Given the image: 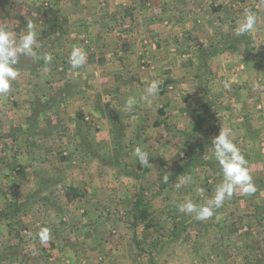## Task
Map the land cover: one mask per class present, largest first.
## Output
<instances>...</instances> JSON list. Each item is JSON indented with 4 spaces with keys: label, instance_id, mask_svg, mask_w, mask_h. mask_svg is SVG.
Instances as JSON below:
<instances>
[{
    "label": "rangeland",
    "instance_id": "rangeland-1",
    "mask_svg": "<svg viewBox=\"0 0 264 264\" xmlns=\"http://www.w3.org/2000/svg\"><path fill=\"white\" fill-rule=\"evenodd\" d=\"M247 8L258 22L239 35ZM259 8L262 0H0V26L18 38L31 22L35 53L51 57L21 56L0 95V264H264ZM74 46L87 53L78 70L68 63ZM153 80L160 90L148 104ZM221 128L255 190L237 188L198 220L178 205L214 201L224 177L211 142Z\"/></svg>",
    "mask_w": 264,
    "mask_h": 264
},
{
    "label": "clouds",
    "instance_id": "clouds-1",
    "mask_svg": "<svg viewBox=\"0 0 264 264\" xmlns=\"http://www.w3.org/2000/svg\"><path fill=\"white\" fill-rule=\"evenodd\" d=\"M264 2V0H262ZM257 16L251 8L244 10L241 21L238 25V34L245 35L251 32L257 25ZM39 47L37 33L31 22H27L23 35L18 38L6 27L0 26V95L7 94L10 89V81H14L18 75L15 65L21 56L33 59L49 61L51 57L47 54L37 56L35 49ZM87 62V53L80 47L74 46L68 56V63L73 70H78ZM160 90V82L153 80L145 90L142 99L152 103ZM135 98L130 97L126 101V107L132 110L135 106ZM229 129L221 128L219 134L212 139L211 146L216 161L222 170L224 180L217 185L214 201L210 204L197 206L191 200L178 205V210L184 213H196L198 220H205L213 215L214 209L222 206L225 199L230 198L234 191L239 188L248 194L254 191L251 177L246 169V161L239 149L230 139ZM134 154L142 165L149 163V155L140 146L134 149ZM191 178L187 177L185 183ZM44 239H47L45 235Z\"/></svg>",
    "mask_w": 264,
    "mask_h": 264
},
{
    "label": "crops",
    "instance_id": "crops-1",
    "mask_svg": "<svg viewBox=\"0 0 264 264\" xmlns=\"http://www.w3.org/2000/svg\"><path fill=\"white\" fill-rule=\"evenodd\" d=\"M259 10L261 11V8H259ZM262 13H264L263 11H261ZM260 12V13H261ZM257 60L255 61L254 59V62L256 63V64H261L262 62H264V54L262 55V53L259 55V56H257V57H255ZM9 257H11V256H9ZM2 263H8V264H11V263H9V261H6V260H3V261H1Z\"/></svg>",
    "mask_w": 264,
    "mask_h": 264
}]
</instances>
